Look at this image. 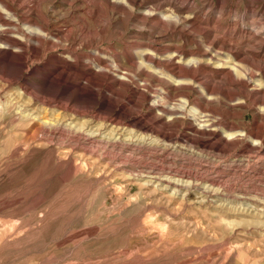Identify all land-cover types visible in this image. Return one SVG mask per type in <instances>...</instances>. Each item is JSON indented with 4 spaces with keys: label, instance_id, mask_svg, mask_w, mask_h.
<instances>
[{
    "label": "rangeland",
    "instance_id": "1",
    "mask_svg": "<svg viewBox=\"0 0 264 264\" xmlns=\"http://www.w3.org/2000/svg\"><path fill=\"white\" fill-rule=\"evenodd\" d=\"M4 1L0 264H264V0Z\"/></svg>",
    "mask_w": 264,
    "mask_h": 264
},
{
    "label": "bare ground",
    "instance_id": "2",
    "mask_svg": "<svg viewBox=\"0 0 264 264\" xmlns=\"http://www.w3.org/2000/svg\"><path fill=\"white\" fill-rule=\"evenodd\" d=\"M122 3V2H121ZM127 3L128 4H130V6L132 5H135L137 2H136V0H127ZM0 4H2V9L3 10H1L0 9V22H7V21H12V19H13V17L14 16H16L17 14H18V9L19 8H16V7H14L11 3H8V2H5L4 0H0ZM151 11H152V9H151ZM150 12V11H149ZM121 12L120 11H116L114 8L113 9H111L110 10V12H109V17L107 18V20H106V23L107 24H110V22H111V17L112 18H114L115 17V15L116 16H118V14H120ZM151 13H154V12H151ZM180 13V12H179ZM177 15V14H176ZM175 17H178V20H180V23H183V24H188V23H190L191 22V19L188 17V16H185V17H182V16H180V14H178V16H175ZM180 17H182V18H180ZM24 18V17H23ZM180 18V19H179ZM177 19V18H176ZM14 20V19H13ZM24 20V22L26 23V25H27V35L26 36H28V37H30V38H35V40H37L38 42H40V44H42L43 43V39H42V35H44V33H45V31L47 30L46 29V26L45 25H41V24H39L38 22H36L34 19H27V18H24L23 19ZM178 21H176V23H177ZM24 23V24H25ZM43 24V23H42ZM6 25H7V23H6ZM9 25V24H8ZM105 28H104V26L103 25H101V26H99V28H98V30H101V31H103ZM176 29V28H175ZM166 30V29H165ZM168 30V29H167ZM166 30V31H167ZM172 30V29H171ZM174 30V29H173ZM100 31V32H101ZM164 32V28H163V30H161V34ZM83 32V31H82ZM81 32V33H82ZM160 32V31H159ZM103 33V32H102ZM180 33H182V32H180ZM160 34V33H159ZM183 34V33H182ZM7 38H9V39H7V46L9 45L10 47H14L15 49L17 48V49H22L23 48V45H24V43H23V41H21V40H18V39H13V38H10V37H7ZM74 38V37H73ZM3 39V38H2ZM75 39V38H74ZM73 39V40H74ZM77 40V39H76ZM2 42V41H1ZM214 42V41H213ZM3 43H5V42H3ZM160 47V46H159ZM212 47V50L213 51H215L216 53H217V51L215 50V48H217L216 47V44H214V43H212V45L211 46H209L208 47V50L210 49ZM185 48V47H184ZM223 48H225V47H223ZM228 48V47H227ZM176 49H178V48H176ZM145 50H143V52L141 53V55H143L142 56V58L144 59V61H145V65H147V66H149V67H157V68H163V69H165V71H167L169 74H172L174 77H176V78H179L177 81V84H188V86H189V84H191V90H192V88H194V87H192L193 85H195L196 87H197V85L200 83L199 82V76H198V73L194 70V71H192V72H189L188 74H186V73H181V72H179V71H176V70H174L173 68H172V64L171 63H174V62H178V63H182V61L180 60V57H178L177 55L179 54V53H181L180 51H179V53L176 51V54L174 55H169L168 57H166V61H162L160 58L161 57H155V54H153V53H150V52H144ZM155 51H157V50H155ZM159 51H161V50H159ZM186 51V50H185ZM225 51V50H224ZM199 52V51H198ZM174 53V52H173ZM215 53V54H216ZM220 53V52H219ZM158 54V53H157ZM184 54H186L185 52H184ZM210 55V54H208V53H206V51H205V53H203V54H201L200 55V58L199 59H194V60H192V59H190V60H188V62H187V64H191V65H194V64H199L200 62L202 63L203 62V60L205 61V60H207L206 62H207V64H208V62L210 63L211 61H213V60H216L217 59V55ZM181 55V54H180ZM197 55V54H196ZM236 58H237V56H236V54H233ZM140 56V55H139ZM220 56V55H219ZM164 57V56H163ZM197 57V56H196ZM206 57H208V58H206ZM235 58V59H236ZM185 59V58H184ZM240 60V59H239ZM167 61L169 62V63H167ZM216 62V61H215ZM241 62L243 63V64H248V65H250L252 68H254V66H257L258 65V63H256V65H254V66H252V64L250 63V62H252L251 60H250V62H249V60H242L241 59V61L239 62L240 64H241ZM204 64H205V62H203ZM221 63V62H220ZM185 64H186V62H185ZM235 64V63H234ZM144 65V63L142 64V66ZM214 65H215V63H214ZM232 65V64H231ZM211 66V65H210ZM218 66V65H217ZM222 66V65H221ZM245 66V65H244ZM260 65H258V71H259V74H260V76L261 77H264V69L263 68H261V67H259ZM200 67V66H199ZM224 68V67H223ZM142 69H143V67H142ZM221 69V68H220ZM239 70V69H238ZM151 71V70H150ZM183 71V70H182ZM146 74V73H145ZM239 74V73H238ZM250 74H251V72H250ZM256 74V73H255ZM149 75V74H148ZM122 76V75H121ZM259 76V77H260ZM245 77V76H244ZM253 77V76H252ZM129 78V77H128ZM153 78V77H152ZM254 78V77H253ZM256 78V77H255ZM144 79V78H143ZM246 79V78H245ZM248 79V78H247ZM257 79V78H256ZM243 80V79H242ZM150 81V80H149ZM249 82V81H248ZM252 82V81H251ZM255 82V81H254ZM198 83V84H197ZM245 83V82H244ZM204 84V83H203ZM249 84V83H248ZM255 84V83H254ZM243 85V84H242ZM250 85V84H249ZM256 85V84H255ZM199 87V86H198ZM252 87H253V85H252ZM259 87V86H258ZM195 89V88H194ZM206 89H207V87H206ZM210 89V88H209ZM196 90V89H195ZM217 94H219L218 96H223L224 95V93L223 92H217ZM217 98H219V97H217ZM202 107V106H201ZM206 126V125H205ZM214 135V134H213ZM234 137H237V135L236 136H234ZM233 138V137H232Z\"/></svg>",
    "mask_w": 264,
    "mask_h": 264
}]
</instances>
